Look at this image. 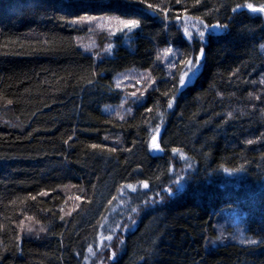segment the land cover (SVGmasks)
<instances>
[{"label": "trees", "instance_id": "1", "mask_svg": "<svg viewBox=\"0 0 264 264\" xmlns=\"http://www.w3.org/2000/svg\"><path fill=\"white\" fill-rule=\"evenodd\" d=\"M249 4L264 8L0 0V264H84L99 241L92 264H264V12ZM182 17L204 35L188 41ZM99 21L138 26L91 51Z\"/></svg>", "mask_w": 264, "mask_h": 264}, {"label": "rangeland", "instance_id": "2", "mask_svg": "<svg viewBox=\"0 0 264 264\" xmlns=\"http://www.w3.org/2000/svg\"><path fill=\"white\" fill-rule=\"evenodd\" d=\"M128 24V23H126ZM125 23H119L117 24L116 22L113 23H109V22H105V21H99L97 22V27H94L93 32L94 33L92 37L89 38V40L86 41V47L87 49L93 51L95 49L98 48V44H97V40L95 39L96 36L99 33H107V34H113V37H120V36H124L125 38H127L128 34H130L131 32L134 31L135 27L133 28H128L126 27ZM118 25V26H117ZM178 25L183 33V36L188 40V41H192L193 39L197 38L200 36V33L203 32V25L201 23H199L198 21L191 19L189 17H182L179 19L178 21ZM186 30H187V34H186ZM115 46V43H109V45L107 46L108 48V52L110 53V51L113 49V47ZM196 70V74L200 69V66L198 63H194L192 62V65H187L186 70H185V74L187 73L188 75L183 76L184 78V83L182 86H185L188 83H191L195 77V75H192V71ZM139 82V81H138ZM133 84H130L129 86H132ZM136 86H140V84H135ZM234 214V213H233ZM223 225H224V229L228 230V232H230V234L234 235V237H236L239 241L243 240L245 237V234L243 232L242 229V225L239 222V220L237 218H232L231 221H229V223H227L226 221L223 220ZM228 225V226H227ZM102 243L101 241L97 242L96 244V249L92 250L87 256L84 264H92L95 263V257L97 255V253L101 252V247H102Z\"/></svg>", "mask_w": 264, "mask_h": 264}, {"label": "snow or ice", "instance_id": "3", "mask_svg": "<svg viewBox=\"0 0 264 264\" xmlns=\"http://www.w3.org/2000/svg\"><path fill=\"white\" fill-rule=\"evenodd\" d=\"M248 8H250L253 12H264V8H254L251 4L248 5ZM125 26L128 27V28H133V27H137L138 24H137L135 21H133V22H130V23L126 24ZM186 34H187V30H186ZM200 35L203 36L204 33L201 32ZM188 64H189V65H192V61H188ZM195 74H196V70L194 69V70L192 71V75L194 76ZM185 75H188V74L186 73ZM183 83H184V78L182 77V78H181V84L183 85ZM168 106H169V108H171V107H172V104L169 103ZM249 143H251V141H249ZM155 146L158 148V145H155ZM129 187H131V186H129ZM143 187H144L145 189H147V188L149 187V185H148L147 183H145V184L143 185ZM132 190L135 191L134 188H132ZM108 239H111V237H108ZM251 242H252V243H255V241H251ZM89 251L91 252L92 250L89 249Z\"/></svg>", "mask_w": 264, "mask_h": 264}]
</instances>
